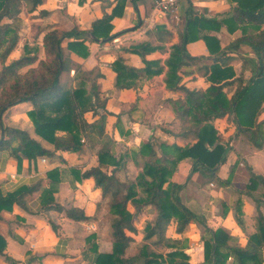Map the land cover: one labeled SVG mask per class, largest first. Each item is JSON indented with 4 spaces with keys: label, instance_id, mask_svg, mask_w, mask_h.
Here are the masks:
<instances>
[{
    "label": "trees",
    "instance_id": "16d2710c",
    "mask_svg": "<svg viewBox=\"0 0 264 264\" xmlns=\"http://www.w3.org/2000/svg\"><path fill=\"white\" fill-rule=\"evenodd\" d=\"M44 0H0V152L6 151L21 167L23 159L36 160L42 156L52 157L57 151L77 152L83 145L96 142L104 133V117L88 121L87 113L96 114V109L104 107L99 99L97 78L100 73L94 69H75L71 76V56L73 53L81 59L90 54L89 43L98 40H110L118 33H111L112 18L122 14L125 0H117L111 13H104L92 22L89 29H79L76 25L68 30H59L48 24L41 26L38 33L45 57L21 54L9 58L23 34V22L19 17L21 11L32 13ZM134 1V0H133ZM229 10L221 16H203L188 10L183 30L178 40L168 47L155 46L150 42L131 45L127 50L141 56L143 67L137 68L125 64L123 57L118 56L112 63L115 72V87L130 88L139 77L151 78L164 72L163 81L170 90H181L184 99L170 100L175 117L180 122V135H191L192 143L178 145L159 143V152L150 141L142 143L138 151L144 156L142 168L134 179H125L117 183L115 175L120 160L114 157L109 142H104L96 151L97 164L81 171L71 166L68 171L73 179L81 181L92 178L96 187L101 189L111 214L109 231L113 237L111 251L98 252L96 233L86 236V251L96 255L93 264H158L162 258L155 252L154 246L175 243L167 237L166 226L170 221L176 223V231L182 232L192 221L203 222L180 200L179 191L183 182L172 180L177 162L191 158L189 176L201 171L214 177V172L223 164L232 150L230 140L235 135L244 136L251 145L261 149L264 142V0H230ZM153 32L161 42H169L172 32L165 25L157 24ZM222 28L228 33L238 32L235 38L221 45L217 36ZM203 41L207 54L193 56L188 44ZM243 47L254 56H247ZM156 49L168 51L160 59H147L146 54ZM240 60L235 70L231 61ZM201 61L203 63L201 64ZM37 62L36 66H25ZM197 65V69L207 82L205 89H190L181 84L184 66ZM248 66V68H247ZM29 101L32 107L26 112L32 122L34 133L52 144V149L45 148L40 141L29 133L14 126L5 125L2 117L4 111L21 102ZM224 118L226 126L220 130L216 126L218 119ZM58 132L65 135L58 136ZM224 132L228 133L225 134ZM62 161V157H60ZM239 161L231 165L225 179L231 182L234 169ZM112 167V168H111ZM249 173V182L241 193L250 194L259 186L264 187V175L253 172L245 164ZM50 182L40 194L41 209L48 212L47 220L51 229L58 233L60 214L79 222L96 220V213L88 215L80 207L63 208L53 196L57 184L61 181V170L53 167L45 172ZM188 179V178H187ZM21 186L13 192L0 193V211H11L14 204H22L23 196L31 193L35 187ZM129 205L133 207L130 211ZM99 205H97V210ZM149 209L154 216L145 219L143 240L145 243L134 255L125 257V250L134 240L135 223L138 215ZM243 211L240 203L235 209V219L242 224ZM256 232L250 235L253 243L264 244V215L259 211L256 216ZM204 239V261L201 264H223L227 252L222 247H229V233L222 228L208 229ZM5 238L0 234V255L9 264L18 262L8 256L4 250ZM239 258L251 257L252 254L241 247H229ZM179 251L167 253L169 259ZM169 264H187V261L169 260Z\"/></svg>",
    "mask_w": 264,
    "mask_h": 264
},
{
    "label": "crops",
    "instance_id": "0c3cea01",
    "mask_svg": "<svg viewBox=\"0 0 264 264\" xmlns=\"http://www.w3.org/2000/svg\"><path fill=\"white\" fill-rule=\"evenodd\" d=\"M230 0H178L177 15L175 19L169 13H162L154 4V0H125L122 14L115 15L112 20L111 33H118L110 40H98L89 43L90 54L81 59L73 53L71 56V76L75 69H94L100 73L97 78L99 99L104 101L105 110L100 107L96 114L85 115L88 121L97 120L107 111L104 117V133L98 141L83 145L77 152L57 151L52 157L42 156L34 161L23 159L18 170L16 163L6 151L0 152V193L7 194L21 186H39L31 193L23 196L22 204H14L11 211H0V234L6 240L4 252L14 258L18 264H93L96 257L94 253L86 251V236L90 230L96 233L97 243H94L98 252L111 251L113 237L110 234L108 223L102 221L104 210H100L107 197H103L101 189L96 187L92 178L81 181L73 179L68 168L75 166L81 171L97 164L96 151L104 142H109L114 157L120 160L115 171L118 182L125 179H134L142 168L144 156L138 153L142 143L150 141L154 148L161 150L159 143L171 145H186L194 140L191 135H180V122L170 100L184 99V92L170 90L165 86L163 73L151 78L139 77L135 85L130 88L115 87V72L111 63L121 56L125 64L137 68L144 63L136 53L127 49L134 44L150 42L155 46L168 47L178 40V34L183 30L187 11L193 10L203 16H221L229 10ZM117 0H44L32 13L21 11L19 17L23 22L25 40L27 31L35 35L34 52L30 45L21 42L17 44L9 58H17L21 54H34L40 52L38 59L45 57L39 28L52 25L59 30H68L76 25L79 29H89L93 21L100 18L105 12L111 13ZM35 24V26H32ZM157 24H163L172 32L169 42H161L153 32ZM220 38L221 45L232 41L238 32L228 33L225 28L215 33ZM25 48V50H23ZM191 55L201 56L207 54L203 41L199 40L188 44ZM247 56L254 55L245 47ZM18 53L16 57L13 54ZM168 55V51L156 49L145 55L147 59H160L161 62ZM203 61H201V64ZM37 62L25 66H36ZM235 70L240 66V60L231 61ZM181 84L190 89H205L207 82L197 65L183 67ZM32 107L29 101L17 103L7 108L3 113V123L26 130L29 135L48 149L52 144L38 137L26 112ZM224 118L216 122L222 131L226 126ZM225 134H228L224 132ZM58 136L65 132H58ZM64 161H62L60 159ZM239 161L234 169L231 182L225 179L229 175L231 165ZM192 159L187 157L177 162L172 180L183 182L179 191L181 202L188 207L203 222L192 220L182 232L176 231V223L170 221L166 226V235L175 240L170 246L156 245L155 252H160L158 264H169V260L187 261V264H201L204 261V239L208 237V229H224L231 239L227 241L229 247H241L252 254L251 257L239 258L229 247H222L227 258L223 264H264V244L253 243L249 238L256 232V216L260 211L264 215V187L259 186L256 191L241 193L249 182V173L245 164L253 172L264 175V142L261 149L255 148L242 135L234 140L232 150L228 153L223 164L214 172V177L196 171L190 174ZM53 167L61 170V181L56 186L53 196L55 201L64 209L70 206L82 208L86 214L96 213V220L75 221L60 214V227L55 233L47 220L48 212L41 209L40 194L43 188H48L50 182L45 172ZM112 168V167H111ZM188 178V179H187ZM240 203L242 224L235 219V209ZM97 205L99 208L97 210ZM130 211L132 206L129 205ZM152 209L138 215L139 221L135 223L136 233L125 250V257L134 255L145 243L143 240V223L145 219L154 216ZM179 251L174 257L167 256L170 251ZM0 264H9L0 255Z\"/></svg>",
    "mask_w": 264,
    "mask_h": 264
},
{
    "label": "rangeland",
    "instance_id": "374dc122",
    "mask_svg": "<svg viewBox=\"0 0 264 264\" xmlns=\"http://www.w3.org/2000/svg\"><path fill=\"white\" fill-rule=\"evenodd\" d=\"M32 26H35V24H33ZM33 31H27V33H26V35L24 36L25 37V40L24 39H21V42L22 43H25V46H27V45H30L31 46V49H32V51L34 52V49H35V47H36V49H37V46H35V43H36V41H35V35H33ZM23 50H25V48L23 49ZM18 55V53H16V54H13L12 56L13 57H16ZM38 56L40 57V52L38 53ZM247 68H248V66H247ZM25 68H23L22 70H24ZM244 137V136H243ZM245 138V137H244ZM246 139V138H245ZM234 140H235V135L232 137V140H230V142H229V145L231 146V148H233V145H234ZM247 140V139H246ZM248 141V140H247ZM249 142V141H248ZM133 208V207H132ZM100 210H104V212H103V215H102V221L104 220V221H106V224L108 223V226H109V223H110V218H111V214H110V212H109V207H108V204H107V200H105V202L103 203V205H102V207L100 206ZM133 210V209H132ZM153 212H154V210H153ZM139 221V218L137 219V221L136 222H138ZM145 221V220H144ZM143 227L145 226V223H143V225H142ZM93 230H90V232H88V234L89 233H91ZM95 233V232H94ZM87 234V235H88Z\"/></svg>",
    "mask_w": 264,
    "mask_h": 264
},
{
    "label": "built area",
    "instance_id": "2783aa9c",
    "mask_svg": "<svg viewBox=\"0 0 264 264\" xmlns=\"http://www.w3.org/2000/svg\"><path fill=\"white\" fill-rule=\"evenodd\" d=\"M154 4L162 13H169L178 19V0H154ZM41 160L44 161V158L42 157Z\"/></svg>",
    "mask_w": 264,
    "mask_h": 264
}]
</instances>
